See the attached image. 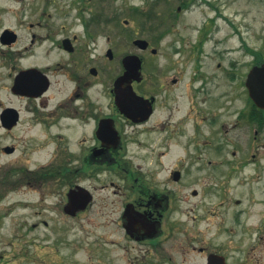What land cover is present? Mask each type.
<instances>
[{
	"label": "flooded vegetation",
	"instance_id": "af4514ba",
	"mask_svg": "<svg viewBox=\"0 0 264 264\" xmlns=\"http://www.w3.org/2000/svg\"><path fill=\"white\" fill-rule=\"evenodd\" d=\"M193 1L211 5L156 0L178 4L163 13L166 53L158 61L150 58L158 54L153 41L140 48L135 32L105 28L113 19L103 0H70L73 22L67 9L51 12L57 0H0V130L17 143L2 151L18 152L2 166L1 196L12 192L14 207L31 205L37 215L83 213L85 222L111 228L97 236L102 264H114L112 252L129 264H206L212 254L226 264H264L245 236L224 246L203 235L213 197L216 207L234 203L238 223L246 216L245 198L231 192L247 194L240 169L262 159L264 108L247 80L264 55L245 43L232 50L228 35L217 36V18H227L216 11L195 33L180 32L179 10ZM182 23L183 32L191 26ZM131 55L139 73L136 62L124 64ZM176 147L181 154L168 161ZM254 180L264 206V172ZM256 239L263 249L264 236Z\"/></svg>",
	"mask_w": 264,
	"mask_h": 264
},
{
	"label": "rangeland",
	"instance_id": "374dc122",
	"mask_svg": "<svg viewBox=\"0 0 264 264\" xmlns=\"http://www.w3.org/2000/svg\"><path fill=\"white\" fill-rule=\"evenodd\" d=\"M68 2L70 0H57L58 10L51 8V12H59L63 9L68 11ZM78 4L75 6H79ZM102 4H100V8L105 18L113 19L106 24V29L110 27L128 29L131 33L135 32L137 37L153 41L154 47L156 46L158 49V54L150 58L158 61L163 60L166 53L163 47L166 37H160L163 13L168 8L171 9H169L170 11L176 12L177 3L165 4L156 2V0H103ZM210 4L193 1L183 7V10H179L181 16L177 20V29L179 28L183 34H193L197 29L196 25L204 21L206 17L214 16L216 11L222 14V17L227 18L226 20L217 18L216 23L220 28L217 36L228 35L226 44L232 46V50L239 49L241 43H245L248 47L257 49L264 55V0H210ZM88 5H91L90 8L94 7L92 1ZM88 5L84 6V12L89 10ZM75 8L68 11L66 21H75L73 18ZM134 8L139 11L137 12ZM148 12L151 13L147 14ZM83 15L85 14L83 13ZM60 19L58 17V20ZM182 22L186 25L191 24L184 32L181 30L183 29V27L181 28ZM107 33L108 31L105 30V34ZM114 34L117 36V33L114 32ZM119 45L123 51L124 43L120 42ZM136 51L140 52L138 48ZM145 57L148 58V55L145 54ZM251 58L252 55L249 54L245 59L251 60ZM244 63L246 62L243 60L242 64ZM241 70L245 71L246 66H243ZM5 96V92H1V98L6 99ZM13 103L15 104V101ZM13 134L16 135V131ZM9 144H17L16 139L9 135L5 136L0 130V180L4 178L2 166L5 162H11L16 154L18 155V152L11 155L3 153L2 147ZM238 149L240 153L244 151V148ZM180 154L181 149L174 148L169 154L168 161ZM258 156L262 157L259 162L250 161L248 165L240 169L248 177L247 194L243 195V192L233 189L231 192L233 198H245L243 205L247 210L246 216L242 213L238 223L235 218L238 211H236L234 203L227 204L225 208L216 207L217 198L213 197L210 200L211 203L207 204L210 210L209 232L203 233V235L217 245L224 246H227L231 240L234 241L236 237L245 236L244 242L248 243L249 251L253 249V254L264 263V248L259 247L256 239L258 235L264 236V227L261 222L264 206L260 205L258 190L253 184L259 173L264 172V149H260ZM168 164L171 166L170 162ZM0 190H2L1 187ZM16 197L12 192H8L2 197L0 192V264H102L97 236L101 230L110 233L111 228L100 227L99 223H95V220H92V223L85 222L83 213L77 217H68L63 212L54 214L43 210L37 215L36 207L33 208L31 205L25 208L14 207ZM26 197L31 198L32 194H27ZM40 219H44L46 225L40 223L32 226ZM242 221L245 229L241 226ZM204 225V223H200L202 230L205 229ZM87 232L90 234L87 235ZM115 236L110 235L108 238L111 239ZM112 254H114L112 263L129 264L124 256L115 255L117 252H112ZM233 256L236 255L233 254Z\"/></svg>",
	"mask_w": 264,
	"mask_h": 264
},
{
	"label": "water",
	"instance_id": "95a60500",
	"mask_svg": "<svg viewBox=\"0 0 264 264\" xmlns=\"http://www.w3.org/2000/svg\"><path fill=\"white\" fill-rule=\"evenodd\" d=\"M135 44L138 45L140 48H144L147 46V41L143 38H137L134 40ZM136 62V68L137 73H139V67H140V59L136 55L126 56L124 57V64L129 70L131 67L134 66V63ZM117 83V82H116ZM247 85L249 89L250 97L254 100V102L264 108V63L260 66H254L249 73ZM118 87V88H117ZM116 93L117 95H120L125 90L121 87H119L116 84ZM130 91H132L130 89ZM133 93V92H132ZM139 98V96H136ZM206 264H226L225 261L221 256L218 255H210L208 258V262Z\"/></svg>",
	"mask_w": 264,
	"mask_h": 264
},
{
	"label": "trees",
	"instance_id": "16d2710c",
	"mask_svg": "<svg viewBox=\"0 0 264 264\" xmlns=\"http://www.w3.org/2000/svg\"><path fill=\"white\" fill-rule=\"evenodd\" d=\"M137 10V9H136ZM139 10H137V12H138Z\"/></svg>",
	"mask_w": 264,
	"mask_h": 264
}]
</instances>
